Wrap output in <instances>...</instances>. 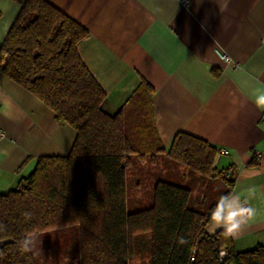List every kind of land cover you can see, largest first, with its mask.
<instances>
[{
	"label": "trees",
	"instance_id": "obj_1",
	"mask_svg": "<svg viewBox=\"0 0 264 264\" xmlns=\"http://www.w3.org/2000/svg\"><path fill=\"white\" fill-rule=\"evenodd\" d=\"M12 1L20 10L0 45V71L76 138L68 155L38 158L28 178L0 194V264H36L25 238L69 227L78 231L79 264H131L145 236L149 264H264V246L238 251L224 229L205 230L236 181L216 167L220 151L186 132L165 148L144 80L106 113L107 95L77 53L89 32L45 0ZM130 183L148 198L131 199Z\"/></svg>",
	"mask_w": 264,
	"mask_h": 264
},
{
	"label": "crops",
	"instance_id": "obj_2",
	"mask_svg": "<svg viewBox=\"0 0 264 264\" xmlns=\"http://www.w3.org/2000/svg\"><path fill=\"white\" fill-rule=\"evenodd\" d=\"M45 1L89 32L77 53L107 95L106 113H116L144 80L155 92V127L165 148L186 132L220 151L216 167L231 169L236 181L219 222L210 221L206 232L224 229L246 203L255 215L235 217L242 225L232 236L235 247L264 246V107L256 103L264 94V0ZM19 10L0 0V45ZM0 129V192L16 189L38 158L68 155L76 138L1 71Z\"/></svg>",
	"mask_w": 264,
	"mask_h": 264
},
{
	"label": "rangeland",
	"instance_id": "obj_3",
	"mask_svg": "<svg viewBox=\"0 0 264 264\" xmlns=\"http://www.w3.org/2000/svg\"><path fill=\"white\" fill-rule=\"evenodd\" d=\"M147 171L145 168L136 172V176L133 178V183L143 182L142 172ZM152 172L151 174H153ZM156 173L153 174V176ZM130 183L129 191L131 199H138L142 201L148 198L149 194L144 188H131ZM14 190V189H13ZM7 192H0L4 194ZM131 204V203H130ZM137 204L135 207H138ZM33 243L31 244V250L33 252L36 264H79V257L77 253L78 231L76 227H69L48 233H42L35 235L31 238ZM257 245L252 248H245L244 246L237 245L238 251H248L255 249ZM134 256L131 260V264H149L148 257V238H144L136 241Z\"/></svg>",
	"mask_w": 264,
	"mask_h": 264
},
{
	"label": "clouds",
	"instance_id": "obj_4",
	"mask_svg": "<svg viewBox=\"0 0 264 264\" xmlns=\"http://www.w3.org/2000/svg\"><path fill=\"white\" fill-rule=\"evenodd\" d=\"M256 103L258 106H262L264 107V94H260L257 96V100ZM246 214H250L252 216L255 215L254 212L252 213H247L246 210H242L239 212H236L234 214H230L226 220H225V224L226 227L224 228L225 230V234L229 235V236H234V235H238L239 232L242 230V225L239 221L235 220L236 216H244ZM215 222H219L220 220V214L219 212L216 213L215 217H214ZM33 243V241L30 238H25V244L22 247L24 251H29L30 250V246Z\"/></svg>",
	"mask_w": 264,
	"mask_h": 264
},
{
	"label": "built area",
	"instance_id": "obj_5",
	"mask_svg": "<svg viewBox=\"0 0 264 264\" xmlns=\"http://www.w3.org/2000/svg\"><path fill=\"white\" fill-rule=\"evenodd\" d=\"M182 4H183L184 6H187V5H188V1H187V0H182ZM216 53H217L218 57H219L222 61H224V62H230V58H229L226 54H224V53H222V52H220V51H217ZM4 138H5V133L3 132L2 129H0V142H1ZM221 153H222V154H227L228 152H227L226 150H222ZM256 154H257V153H256ZM241 210H246L247 213H249V207H248V205H247L246 203H242V204H241ZM248 215H249V214H246V215H244V216H248ZM222 254H223V253H222Z\"/></svg>",
	"mask_w": 264,
	"mask_h": 264
},
{
	"label": "water",
	"instance_id": "obj_6",
	"mask_svg": "<svg viewBox=\"0 0 264 264\" xmlns=\"http://www.w3.org/2000/svg\"><path fill=\"white\" fill-rule=\"evenodd\" d=\"M229 174H231V173H229ZM5 243V242H4Z\"/></svg>",
	"mask_w": 264,
	"mask_h": 264
}]
</instances>
